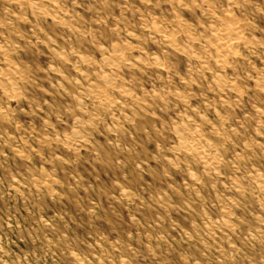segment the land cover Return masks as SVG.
I'll list each match as a JSON object with an SVG mask.
<instances>
[{
	"label": "rangeland",
	"instance_id": "374dc122",
	"mask_svg": "<svg viewBox=\"0 0 264 264\" xmlns=\"http://www.w3.org/2000/svg\"><path fill=\"white\" fill-rule=\"evenodd\" d=\"M261 179L264 0H0V264H264Z\"/></svg>",
	"mask_w": 264,
	"mask_h": 264
},
{
	"label": "bare ground",
	"instance_id": "6f19581e",
	"mask_svg": "<svg viewBox=\"0 0 264 264\" xmlns=\"http://www.w3.org/2000/svg\"><path fill=\"white\" fill-rule=\"evenodd\" d=\"M209 3V2H208ZM19 4V3H18ZM229 4V3H228ZM193 6V5H192ZM88 7V6H87ZM37 8V7H36ZM21 9V8H20ZM9 10V9H8ZM256 10V9H255ZM20 11V10H19ZM22 11V10H21ZM23 12V11H22ZM87 12V11H86ZM85 12V13H86ZM73 13V12H72ZM132 13V12H131ZM78 15V14H77ZM203 15V14H202ZM263 15V14H262ZM212 16V15H211ZM227 16V15H226ZM178 18H179V16H177ZM158 19V18H157ZM228 19V18H227ZM233 19V18H232ZM90 20V19H89ZM153 20V19H152ZM168 20V19H167ZM72 21V20H71ZM237 20H235L234 21V23L232 22V23H230V24H232L234 27L236 26V25H234L235 24V22H236ZM222 22V21H221ZM68 25V24H67ZM232 25H230V28L228 27V31L233 27ZM64 26V25H63ZM146 26V25H145ZM233 27V28H234ZM225 28V27H224ZM234 30V29H233ZM239 30V28L237 27L236 28V30H235V32H237ZM219 31V30H218ZM231 31V30H230ZM80 32V31H79ZM223 32V31H222ZM230 33V35L231 34H233V32H229ZM241 33V32H240ZM239 34V33H238ZM237 34V35H238ZM217 35V34H216ZM220 36H218L219 37V40H217V41H219V43L218 44H216V45H214V46H216L219 50V52L220 53H224V55L225 54H227L228 53V51L226 50V49H224V50H222L223 48H228L229 49V47H233V45H234V43H233V41H234V39L232 38V36L231 37H228V36H224L225 34H219ZM168 36V35H167ZM239 36V35H238ZM217 37V36H216ZM223 37H225L226 38V40H224L223 41ZM241 37V36H240ZM138 38V37H137ZM239 38V37H238ZM235 40H237V39H235ZM176 41V40H175ZM241 41V40H240ZM234 42H236V41H234ZM54 44V43H53ZM178 44V43H177ZM167 45V44H166ZM168 45H169V43H168ZM238 46V45H237ZM126 47V46H125ZM175 47V46H174ZM131 50V49H130ZM229 50H231V49H229ZM230 52V51H229ZM230 53H232V50H231V52ZM63 55V54H62ZM220 55V54H219ZM226 56V55H225ZM4 57V56H3ZM8 57V56H7ZM114 58V57H113ZM102 60V59H101ZM53 61V60H52ZM219 61V60H218ZM76 62V61H75ZM144 64V63H143ZM229 65V64H228ZM60 71V70H59ZM9 76V75H8ZM106 79V78H105ZM104 79V80H105ZM113 80H115V79H113ZM108 82V81H107ZM106 82V83H107ZM111 82V81H110ZM10 83V82H9ZM69 84V83H68ZM78 85V84H77ZM105 85V84H104ZM114 85V84H113ZM100 86V85H99ZM108 86V85H107ZM107 86H105V87H107ZM112 86V85H111ZM196 86V85H195ZM218 86V85H217ZM102 87V86H101ZM114 87V86H113ZM93 89H95V88H93ZM107 89H108V87H107ZM115 89V88H114ZM91 90V89H90ZM98 90V89H97ZM96 90V91H97ZM106 90V89H105ZM104 89H103V91H105ZM92 91V90H91ZM93 93H95L94 91H92ZM101 91H100V89H99V93H100ZM89 93V92H88ZM91 93V92H90ZM99 93H97L96 95H98ZM127 93V92H126ZM101 94V93H100ZM99 94V95H100ZM109 95L108 94V92L106 91V93H105V95ZM89 95V94H88ZM90 95H93L92 93L90 94ZM103 95V94H102ZM101 95V96H102ZM91 97H93L94 98V96H91ZM96 97V96H95ZM103 97H105L104 95H103ZM111 96H108V99L107 100H109V98H110ZM161 97V96H160ZM102 98V97H101ZM100 98V99H101ZM107 98V97H106ZM191 98V97H190ZM99 99V98H98ZM112 99V98H111ZM220 99V98H219ZM95 100V99H94ZM93 100V101H94ZM102 100H103V98H102ZM106 100V101H107ZM19 101V100H18ZM104 101V100H103ZM95 102V101H94ZM114 104L116 103V101H115V99H114ZM246 102V101H245ZM111 103V102H110ZM247 103V102H246ZM113 104V103H112ZM110 105V106H112L113 107V105ZM102 105V104H101ZM116 105H117V103H116ZM136 105V104H135ZM117 108V107H116ZM131 109H132V107H130ZM139 108V107H138ZM108 109H109V107H108ZM112 109V108H111ZM110 110V109H109ZM23 111V110H22ZM103 111V110H102ZM216 113V112H215ZM115 115V114H114ZM117 115V114H116ZM90 116V115H89ZM218 116V115H217ZM203 117V116H202ZM185 124V123H184ZM183 124V125H184ZM141 125V124H140ZM187 125V124H186ZM58 126V125H57ZM185 126V125H184ZM189 126V125H188ZM190 127V126H189ZM180 129H178V130H181V127H179ZM192 128H193V126H192ZM191 128V129H192ZM195 128V127H194ZM182 133H181V135H182V139L184 140V148H185V150H187L188 151V153H189V155L191 156V155H193V157H195V158H198L197 160H200V162L202 161V163H204L205 165H208V167H209V164L211 165L212 164V162H213V157L214 156H212L211 155V152H210V150H212V149H209V145L208 146H203V145H201L200 143V133L199 132H197L196 130H187V131H183V129H182V131H181ZM201 132V131H200ZM178 133H179V131H178ZM73 134V133H72ZM178 135V134H177ZM204 136V135H203ZM67 137V136H66ZM80 137V136H79ZM78 137V138H79ZM180 139V138H179ZM68 140V139H67ZM200 142V143H199ZM181 143L183 144V142L181 141ZM206 143H208V141H206ZM205 143V144H206ZM70 144V143H69ZM71 145V144H70ZM210 145H212V144H210ZM73 147V146H72ZM212 147V146H211ZM74 149V148H73ZM182 150V149H181ZM14 151V150H13ZM185 152V151H184ZM216 152V151H215ZM187 154V153H186ZM188 155V156H189ZM238 155V154H237ZM223 157V156H222ZM186 158V157H185ZM194 158V159H195ZM218 160H219V158H217ZM215 160H216V158H215ZM220 161H222V160H220ZM74 162V161H73ZM219 162V161H218ZM218 162L216 161V164H218ZM215 163V162H214ZM69 164V163H68ZM203 164V165H204ZM214 166H217V165H215V164H213ZM221 165V164H220ZM214 166H212V167H214ZM211 167V168H212ZM218 167H219V165H218ZM218 167H215V168H217L218 169ZM41 168V167H40ZM220 168V167H219ZM207 169V168H206ZM215 170V169H214ZM208 171V170H207ZM210 171V170H209ZM211 173V172H210ZM216 173H217V171H216ZM263 174V173H262ZM260 175V174H259ZM259 177V176H258ZM257 177V178H258ZM261 177V176H260ZM261 178H263V177H261ZM260 180V179H259ZM262 181L264 180V179H261ZM18 182V181H17ZM264 183V182H263ZM262 183V184H263ZM236 184V183H235ZM261 184V185H262ZM260 185V184H259ZM237 187V186H236ZM239 188V187H238ZM260 189H261V186L259 187ZM263 189V188H262ZM249 194V193H248ZM236 205V204H235ZM238 206V205H237ZM226 207V206H225ZM230 208V207H229ZM233 208V207H232ZM240 209V208H239ZM223 211V210H222ZM228 212V211H227ZM234 212V211H233ZM250 214V213H249ZM225 215V214H224ZM228 215V214H227ZM234 216V215H233ZM227 218V217H226ZM234 220V219H233ZM218 221V220H217ZM226 221V220H225ZM261 222V221H260ZM262 222H264V221H262ZM209 223V222H208ZM223 223V222H222ZM214 224V223H213ZM212 223H211V225H213ZM217 224L218 223H216V226H217ZM238 224V223H237ZM264 224V223H263ZM222 225V224H221ZM225 225V227H230L231 228V226L229 225V223H228V221H227V223H224L223 225H222V227ZM207 227V226H206ZM218 227V226H217ZM203 228V227H202ZM205 228V227H204ZM207 229V228H206ZM211 229V228H210ZM224 229V228H223ZM228 229V228H227ZM219 230V229H218ZM222 230V229H221ZM211 232V231H210ZM254 233V232H253ZM197 234V233H196ZM250 234V233H249ZM203 237V236H202ZM214 237H216V236H214ZM190 238V237H189ZM259 238V237H258ZM241 241V240H240ZM237 242V241H236ZM205 246V245H204ZM234 246V245H233ZM113 247V246H112ZM222 249V248H221ZM241 251V250H240ZM77 257V256H76ZM25 259V258H24ZM79 262V261H78ZM84 262V261H83ZM82 263V262H81ZM81 263H79V264H81ZM84 264V263H83Z\"/></svg>",
	"mask_w": 264,
	"mask_h": 264
}]
</instances>
